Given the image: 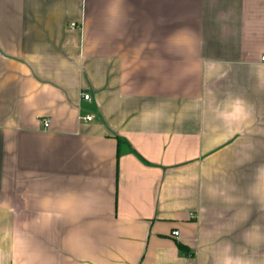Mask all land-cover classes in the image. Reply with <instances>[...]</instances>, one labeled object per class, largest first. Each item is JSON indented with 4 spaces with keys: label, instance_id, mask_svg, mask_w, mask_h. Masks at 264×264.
Here are the masks:
<instances>
[{
    "label": "crops",
    "instance_id": "1",
    "mask_svg": "<svg viewBox=\"0 0 264 264\" xmlns=\"http://www.w3.org/2000/svg\"><path fill=\"white\" fill-rule=\"evenodd\" d=\"M263 56L264 0H0V264H264Z\"/></svg>",
    "mask_w": 264,
    "mask_h": 264
},
{
    "label": "clouds",
    "instance_id": "2",
    "mask_svg": "<svg viewBox=\"0 0 264 264\" xmlns=\"http://www.w3.org/2000/svg\"><path fill=\"white\" fill-rule=\"evenodd\" d=\"M230 107L233 112H236L239 114V118L241 119H247L248 112L246 107V102L241 98H235L232 100ZM222 264H243L242 261L239 259H233L232 257H226Z\"/></svg>",
    "mask_w": 264,
    "mask_h": 264
},
{
    "label": "built area",
    "instance_id": "3",
    "mask_svg": "<svg viewBox=\"0 0 264 264\" xmlns=\"http://www.w3.org/2000/svg\"><path fill=\"white\" fill-rule=\"evenodd\" d=\"M76 27H78V24L76 22H73L72 23V28H76ZM263 59H264V56H263ZM82 96H83L84 99L91 100L90 93L84 92L82 94ZM84 119H86V120H92L93 119V116L92 115H87V116H84ZM44 124H45V126H48L50 124V119H45L44 120ZM174 234L175 235H179V230H175L174 231Z\"/></svg>",
    "mask_w": 264,
    "mask_h": 264
}]
</instances>
